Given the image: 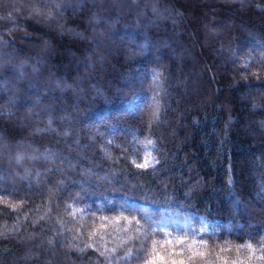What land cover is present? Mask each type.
Listing matches in <instances>:
<instances>
[{"label": "trees", "instance_id": "obj_1", "mask_svg": "<svg viewBox=\"0 0 264 264\" xmlns=\"http://www.w3.org/2000/svg\"><path fill=\"white\" fill-rule=\"evenodd\" d=\"M0 137V264H264V0H0Z\"/></svg>", "mask_w": 264, "mask_h": 264}, {"label": "snow or ice", "instance_id": "obj_2", "mask_svg": "<svg viewBox=\"0 0 264 264\" xmlns=\"http://www.w3.org/2000/svg\"><path fill=\"white\" fill-rule=\"evenodd\" d=\"M3 146H4L3 145V138L0 137V147H3ZM18 159H19V157H18ZM148 166L149 165L147 163H141V164L137 165L138 168H147ZM137 239H139V238L137 237ZM146 243H147V241L145 240L141 244V249H143L145 247ZM167 243L171 244L172 240L171 239L167 240ZM181 243H182V241L177 240V244H181ZM161 246H163V245H161ZM151 247H152V250L155 254L150 255L149 258L144 261V264H185L184 260H182V259L181 260H176V259L169 260L164 253L157 251V242L156 241L152 242ZM113 251H115V250H113ZM183 251L184 250L181 248L180 253L182 254ZM169 255L175 256L176 255V249L175 248L171 249L169 252ZM126 258H127V255L125 256V259ZM109 264H111L110 261H109ZM233 264H237V262L233 261Z\"/></svg>", "mask_w": 264, "mask_h": 264}, {"label": "rangeland", "instance_id": "obj_3", "mask_svg": "<svg viewBox=\"0 0 264 264\" xmlns=\"http://www.w3.org/2000/svg\"><path fill=\"white\" fill-rule=\"evenodd\" d=\"M27 175H28V174H27ZM31 177H32V176H31ZM31 177H30V178H31ZM32 181H33L34 183H36V179L33 178V177H32ZM11 183H12V182H11ZM13 183L16 185V183H17V179H16ZM61 233H62V232H61Z\"/></svg>", "mask_w": 264, "mask_h": 264}]
</instances>
